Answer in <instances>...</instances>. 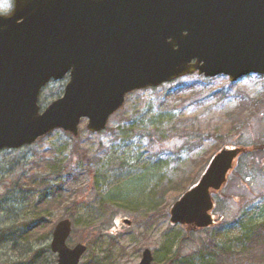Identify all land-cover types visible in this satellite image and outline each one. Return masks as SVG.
<instances>
[{
    "label": "rangeland",
    "instance_id": "rangeland-1",
    "mask_svg": "<svg viewBox=\"0 0 264 264\" xmlns=\"http://www.w3.org/2000/svg\"><path fill=\"white\" fill-rule=\"evenodd\" d=\"M11 4L0 0V13ZM66 82L67 77L50 81L40 93V107L61 96ZM85 125L81 120L75 138L54 130L32 145L0 151V264H55L51 231L66 217L72 222L67 243L87 246L79 264H136L145 248L152 264H204L206 244L236 252L242 224L264 215V151L255 152L251 164L230 176L214 197L212 214L218 220L213 226L190 230L170 223L168 210L165 217L152 214L157 205L177 199L176 182L190 177L195 183L203 161L223 144L264 149V77L248 75L230 83L225 76L188 75L133 91L101 133H89ZM120 178L114 195L130 202L120 200L121 205L109 200L118 199L110 193ZM41 181V187H32ZM58 186L62 196L47 200L66 198L64 205L37 214L34 204L43 189ZM42 222L51 225L49 232L23 238ZM230 264L253 263L233 257Z\"/></svg>",
    "mask_w": 264,
    "mask_h": 264
},
{
    "label": "water",
    "instance_id": "water-1",
    "mask_svg": "<svg viewBox=\"0 0 264 264\" xmlns=\"http://www.w3.org/2000/svg\"><path fill=\"white\" fill-rule=\"evenodd\" d=\"M197 72L231 83L264 76V0H13L0 14V150L31 145L55 129L72 136L105 129L125 96ZM69 80L40 112L41 89ZM245 148H222L198 182L169 210V222L213 224L212 194L222 189ZM129 224L128 220H123ZM71 221L51 232L56 264H79L84 243L69 247ZM143 249L136 264H152Z\"/></svg>",
    "mask_w": 264,
    "mask_h": 264
},
{
    "label": "trees",
    "instance_id": "trees-1",
    "mask_svg": "<svg viewBox=\"0 0 264 264\" xmlns=\"http://www.w3.org/2000/svg\"><path fill=\"white\" fill-rule=\"evenodd\" d=\"M259 138H261V137H259ZM235 145H237V143ZM243 145H245V144H242L240 146H243ZM223 146H225V145L223 144ZM254 146H256V145H254ZM260 151L261 150H253V151H250L249 153L241 155L238 159L239 162L235 166L234 170L231 172L230 176L238 175V173L240 172L239 170L242 167L244 169L247 168L249 166V164H251V163H249L250 158L253 155H255V152L258 153ZM80 155L81 154H79V156ZM212 155L210 157L208 156L205 159V161H203V165L205 167L208 164ZM248 155H251V156H248ZM246 156H248V158L246 159L247 162L244 160L245 159L244 157H246ZM240 159L244 163H241ZM84 166H86V168L89 170L91 169V168H89L90 167L89 164H85ZM146 170L147 169H145L142 173H144ZM103 178L105 180L104 184H106L107 182H106L105 174H104ZM121 179L122 178L118 179V180H120L119 183L111 188V193H110L111 198H112V194L114 195V192L116 191V189L123 183L122 182L120 184ZM149 180H150V178H149ZM189 180H190V177H188L187 179H184V180L181 179V180H179L178 183L177 182L175 183V186L173 187V191L176 193V198H178L184 191H186L190 186H192L194 184L193 181L191 182ZM147 183L148 182H146L145 184H147ZM37 184L39 187H41L43 185V181H41L40 183H36L32 187L35 188V186ZM221 191H219L218 193H215L213 195V197L219 196V193ZM60 192H62L61 186L45 187L43 189V192L40 194L37 202L34 204V211L37 212V214H40V213L47 212L49 209H55V208H59L60 206H63L66 198L63 200L62 197H58V199H60V201H58L57 199L56 200L55 199L50 200V198H49V200H47L48 197H57V195L62 196L60 194ZM164 193H165V191H163L162 194H164ZM147 196L149 198L151 196H153V203L154 204L160 203L159 199H158V201L154 200V195H152L151 193H148V195H146V197ZM160 196L163 197L162 195H160ZM114 197H116L118 199H115V198L109 199L110 201L113 202V204H120L121 205V204H123L122 201H124L126 203H130L127 200L122 199L120 197H117L115 195H114ZM113 199H115V200H113ZM120 200H122V201H120ZM131 204L136 205V203H131ZM164 205L165 206H163L161 208H159V206H161V204L157 205V207H155V209L153 210L152 214L156 212L155 213L156 215L162 214L165 217L167 214V210L169 211L171 205L166 204V203H164ZM100 208L104 213L108 212V211H106L107 208L105 207V203H102V206ZM216 208H217V204L215 203V200H214L213 210H216ZM72 212H73V210H72ZM70 217H72L71 214H70ZM108 218H109L108 214H104V223L103 224H106V222L108 221ZM217 220L218 219L216 218V221ZM185 227L187 229H190V230L194 229L190 226H185ZM50 229H51V225L43 223L40 228H38L36 231L30 230L28 232L29 233L28 236L23 237V238L25 240H29V238L33 239V238L38 237L39 233H42L43 230H45V233H47V232H49ZM30 232H31V234H30ZM184 239H186V237H184ZM236 241L239 245V249L236 252H233L224 246L216 245L214 243H212V244L208 243V245L206 244V246L203 247L204 252H202V254H206V256H207L204 264H230L231 258H233V257H237L238 260H244L247 262H251L253 264H264V215H259L257 220H251L250 224H248L247 226H244V224H242L241 232L236 237ZM108 264H110V263H108ZM166 264H169V261Z\"/></svg>",
    "mask_w": 264,
    "mask_h": 264
},
{
    "label": "flooded vegetation",
    "instance_id": "flooded-vegetation-1",
    "mask_svg": "<svg viewBox=\"0 0 264 264\" xmlns=\"http://www.w3.org/2000/svg\"><path fill=\"white\" fill-rule=\"evenodd\" d=\"M254 150H255V148H254ZM260 150L264 151V149H260Z\"/></svg>",
    "mask_w": 264,
    "mask_h": 264
}]
</instances>
